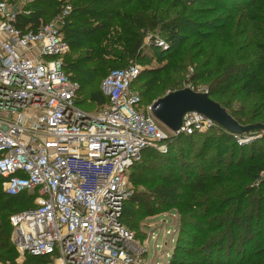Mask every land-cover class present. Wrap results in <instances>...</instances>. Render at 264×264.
I'll use <instances>...</instances> for the list:
<instances>
[{
	"label": "trees",
	"instance_id": "16d2710c",
	"mask_svg": "<svg viewBox=\"0 0 264 264\" xmlns=\"http://www.w3.org/2000/svg\"><path fill=\"white\" fill-rule=\"evenodd\" d=\"M34 2L37 8L19 16V27L36 26L47 8L59 4ZM70 2L62 31L77 52L63 63L79 86L76 103H106L101 80L111 69L126 67V58L138 60L144 31L158 29L168 45L160 51L162 58L175 57L185 41L197 40L182 51L172 72L169 65L140 72L133 82L150 77L144 94L154 87L160 92L183 88L181 61L189 59L195 66L188 81H204L209 97L241 125L264 124V0ZM169 9L176 12L169 16ZM76 35L86 38L72 40ZM141 98V106L149 105ZM234 136L219 125L181 133L166 140L165 151L143 150L130 168L135 190L124 203L121 221L133 231L143 218L176 210L169 264H264V134L243 146ZM33 196L8 195L0 180V264H51L48 256L17 261L10 240L9 216L32 207Z\"/></svg>",
	"mask_w": 264,
	"mask_h": 264
},
{
	"label": "built area",
	"instance_id": "2783aa9c",
	"mask_svg": "<svg viewBox=\"0 0 264 264\" xmlns=\"http://www.w3.org/2000/svg\"><path fill=\"white\" fill-rule=\"evenodd\" d=\"M34 1L0 0L1 188L8 195L34 194L32 207L9 216L17 261L30 255L48 256L51 264H153L145 257L148 240L121 221L132 195L130 168L146 148L165 151L170 137L216 123L190 112L179 133L167 134L130 90L142 71L137 62L101 80L106 103L80 108L79 86L63 63L70 44L58 27L72 4L57 0L51 22L19 27V16L30 14L26 7ZM151 43L168 47L157 37ZM260 131L235 136L242 143Z\"/></svg>",
	"mask_w": 264,
	"mask_h": 264
},
{
	"label": "rangeland",
	"instance_id": "374dc122",
	"mask_svg": "<svg viewBox=\"0 0 264 264\" xmlns=\"http://www.w3.org/2000/svg\"><path fill=\"white\" fill-rule=\"evenodd\" d=\"M35 2H32V4H28L27 5V9H35V7L37 8V6L34 5ZM59 4H57L56 6H51L49 8H47L46 10V14L44 15L45 17L41 18V21L44 22H51L54 19V12L56 10H59ZM168 11V15L171 16L173 14V12H176V10H171ZM70 15V14H69ZM58 27H63V23L60 22L58 23ZM63 32V31H62ZM152 37H157L160 40H166V37L164 36V34L158 30V29H154V30H146L144 31V36H143V45L141 47V52L139 55V59L138 60H134L135 62L141 64L142 66V71L143 70H151V69H159L162 68L166 65H169V71L172 72L174 69L173 67L175 66V64L177 63V61H179L178 59L181 57L182 55V51L188 47L191 42L197 40V39H189L188 41H185L183 43V45H180L179 47V53L178 55H176L175 57L172 58H167L164 57L162 58V53L160 52L161 49H154L152 43H151V38ZM84 38H86V36H82V35H76L74 36V38H72V40L74 41H83ZM91 38V37H90ZM89 38V39H90ZM94 39H99V35H94L93 36ZM102 44H106L104 41L102 42ZM196 49L199 48V46L197 45L196 47H194ZM77 51H73L70 50V52L68 54H66L64 57L66 59H70L71 57H73L74 53H76ZM65 58H63L64 60H66ZM133 60V59H132ZM125 63L129 64L131 62V58H126L125 59ZM65 62V61H64ZM183 63V69L180 72V78L185 79V83L183 84L184 87H189L190 89L197 91V92H207L208 91V87L207 85L204 83V81L199 80L197 82H193V81H188L190 79V73L192 72V68L195 66L193 63L190 62L189 59L187 60H183L181 61ZM125 65V64H124ZM118 67V66H117ZM120 67V66H119ZM141 71V73H142ZM160 76L163 77V73H160ZM150 77H146V78H139L137 82H133V86L131 87V92L133 93H137L138 96L141 98V94H142V98L143 102L145 103H149V105H144L145 106H150V104L157 99V97L162 96L163 93L165 94L167 91H170L168 88L166 87V91H162L160 92L159 89H156V87H154L152 89V91H150L148 94H144V86L143 84L149 79ZM182 79V80H183ZM183 82V81H182ZM100 83V82H99ZM141 93V94H140ZM216 97V96H215ZM217 98V97H216ZM235 104H237V101H234ZM77 105L82 108V109H86V110H92L96 107V104L94 103H89L87 101L85 102H77ZM140 106H141V100H140ZM164 131L167 134H170V130L165 128L164 126L160 125ZM216 125L211 126V128H214ZM207 130V129H206ZM260 130L257 131H251V132H247L244 135H248V134H258L260 133ZM244 135H238L239 137H244ZM236 138V142L238 145H249L250 142H252L253 140H248L245 142H240L239 140H237L238 138L236 136H234ZM241 140V139H240ZM262 145V144H260ZM156 151L161 152V150H158L156 148H152ZM249 151L245 154V157L249 156ZM129 182H130V190L133 191L135 190V187L132 183V180L129 176ZM23 208V207H22ZM20 209V208H19ZM178 212L176 210H167L166 212H162L159 214H156L154 216H149L146 218H143L142 220L139 221L137 228L133 229V231L136 233V236L139 240L141 241H147L148 240V252L146 253L145 257L147 259V261L150 263L152 262L153 264H155V262H157V264H169V258L172 252V246H173V242L176 240L175 236H174V232H173V223H177L178 221ZM167 231H169L170 233H166ZM174 240V241H173ZM167 252V255H166ZM21 262V261H19Z\"/></svg>",
	"mask_w": 264,
	"mask_h": 264
},
{
	"label": "water",
	"instance_id": "95a60500",
	"mask_svg": "<svg viewBox=\"0 0 264 264\" xmlns=\"http://www.w3.org/2000/svg\"><path fill=\"white\" fill-rule=\"evenodd\" d=\"M150 112L159 124L174 133H179L183 116L190 112L210 118L235 135H244L252 130L264 131L262 123L241 125L224 107L211 99L207 92H197L189 87L166 92L155 99L150 104Z\"/></svg>",
	"mask_w": 264,
	"mask_h": 264
}]
</instances>
